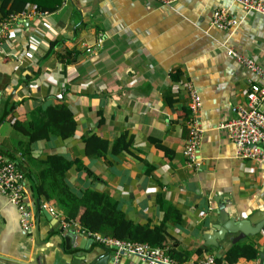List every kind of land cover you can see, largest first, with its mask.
<instances>
[{
    "label": "crops",
    "instance_id": "crops-1",
    "mask_svg": "<svg viewBox=\"0 0 264 264\" xmlns=\"http://www.w3.org/2000/svg\"><path fill=\"white\" fill-rule=\"evenodd\" d=\"M8 6L0 0V25ZM215 8H225L237 23L227 29L212 24ZM7 31L12 45L4 43L6 53L0 52L2 149L19 157L12 146L28 136L13 121L29 123L41 118L47 106L65 102L75 119L74 132L36 139L30 156L59 153L77 159L67 171L70 187L108 194L134 222L163 223L166 251L172 248L171 256L179 261H198L212 253L217 264H258L264 225L238 239L255 245L253 258L224 257L237 232H226L217 245L208 241L215 239L223 218L248 220L252 226L264 217V159L239 157L223 125L256 78L226 49L264 66V16L245 13L233 0H175L170 5L159 0H69L47 16L20 15ZM31 37L37 39L35 48ZM189 86L201 100L198 167L183 153ZM91 134L104 144L93 150L92 140L87 151L85 140ZM121 135L128 148L115 150ZM29 178L25 199L32 209V174ZM40 205L53 217L40 214L35 234L33 209L28 231L16 206L0 192V264H87L103 252V244L93 239L94 254L78 246L76 234L88 233L78 224L65 225L55 199L40 197ZM71 230L74 235L66 241L63 235ZM116 264L148 263L122 253Z\"/></svg>",
    "mask_w": 264,
    "mask_h": 264
},
{
    "label": "trees",
    "instance_id": "trees-1",
    "mask_svg": "<svg viewBox=\"0 0 264 264\" xmlns=\"http://www.w3.org/2000/svg\"><path fill=\"white\" fill-rule=\"evenodd\" d=\"M9 4L6 12L21 11L29 7H35L38 11H53L59 7L62 0H3ZM14 127L21 133L28 136L23 143L12 146V150L19 152L16 157L10 150L0 147V152L7 158H15L19 170L24 174L25 183L29 174L35 180L37 192L44 200L55 199L58 208L63 214V220L74 222L82 229L89 232H99L106 236L114 238L128 239L132 241L146 242L151 246L165 247L166 226L163 223L150 226L134 222L129 219L125 212L117 207L116 201L102 191L86 188L81 193L74 191L66 180L67 171L73 164V161L59 153H49L33 158L30 156L31 143L39 138L49 137L55 134L58 137L65 138L71 135L75 129V119L65 102L55 105H49L44 110L42 117H34L28 121H13ZM96 142L93 147L101 146L104 141L91 134L86 138L87 151L90 142ZM101 141V143H100ZM103 142V143H102ZM127 137L121 135L115 141L114 149L118 147L128 148ZM13 156V157H12ZM78 164V163H77ZM79 168L84 166L79 165ZM28 173V174H27ZM167 248V247H166ZM168 254L174 255L172 248L167 249ZM257 254V248L253 243H244L235 241L225 252L224 257L234 258L246 256L253 258ZM219 258L216 257L218 262Z\"/></svg>",
    "mask_w": 264,
    "mask_h": 264
},
{
    "label": "built area",
    "instance_id": "built-area-1",
    "mask_svg": "<svg viewBox=\"0 0 264 264\" xmlns=\"http://www.w3.org/2000/svg\"><path fill=\"white\" fill-rule=\"evenodd\" d=\"M69 0H62L66 3ZM161 3L170 5L175 0H159ZM241 5L245 13H258L264 16V0H233ZM33 13L37 16H47L48 11H38L35 7H29L21 11H11L5 16L0 25V52L6 53L4 43L12 45L10 34L7 31L10 23L16 17L25 13ZM212 24L227 29L237 23V19L230 16L225 8H215L212 12ZM55 32V31H54ZM37 39L31 37V47L35 48ZM226 54L251 70L256 78L251 81L246 90L244 102L236 104L233 117L223 122L228 130V136L235 145V152L241 158H250L255 162L264 159V66L254 57L237 52L231 47L226 49ZM189 85V84H187ZM189 90V116L186 120L188 133L183 146V153L187 162L194 167L200 165L199 144L203 132L200 117V95L192 86ZM25 178L19 170L16 162L0 155V192L5 194L19 212L21 226L25 230H31L34 215L25 199ZM67 226L76 224L65 222ZM84 230V229H83ZM85 231V230H84ZM88 236L100 244L114 245L115 259L111 264H116L118 256L122 253L135 254L148 264H217L216 256L207 254L198 261H179L168 254L166 248L151 246L146 242L132 241L128 239L114 238L99 232H89Z\"/></svg>",
    "mask_w": 264,
    "mask_h": 264
},
{
    "label": "water",
    "instance_id": "water-1",
    "mask_svg": "<svg viewBox=\"0 0 264 264\" xmlns=\"http://www.w3.org/2000/svg\"><path fill=\"white\" fill-rule=\"evenodd\" d=\"M11 159L16 162L14 158H11ZM31 187L33 188V194H34V201L32 205L33 207L32 209L35 215L34 231H35V234H38L40 214H45L46 217L49 219H52L53 216L47 208L41 207L40 196L37 192L35 180L33 179L31 180ZM9 203L12 204L11 202ZM221 214L224 216L226 215L224 210L221 211ZM250 219H253V218H250ZM223 220L224 218L221 221V225L215 227L217 229L216 234H215V239L208 241L210 245H217L218 244L217 238L218 239L223 238L226 232H237V234H235L231 238V243H234L236 240L240 239L241 237L247 234L258 233L264 225V217H259L257 221H254V225L252 226L250 222H248V220H244V219H241L238 221L229 219L226 222H224ZM58 230L64 233V227L60 226ZM72 233H74V230H71L70 232L64 234L63 235L64 239L67 241L69 238H71L74 235V234L71 235ZM76 235H79L81 237L80 243H78V246L86 247L89 249V252L94 254L93 251L95 250L92 245L90 246L92 242V238L85 237L81 233H77ZM101 248L103 249V252L94 254L87 264H111V262H113V260L115 259V248L116 247L114 245L103 244ZM258 264H264V242L258 246Z\"/></svg>",
    "mask_w": 264,
    "mask_h": 264
}]
</instances>
